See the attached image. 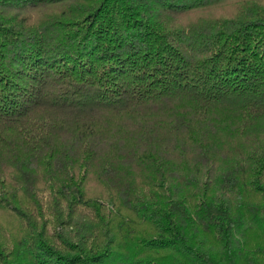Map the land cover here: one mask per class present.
I'll list each match as a JSON object with an SVG mask.
<instances>
[{"label":"trees","instance_id":"obj_1","mask_svg":"<svg viewBox=\"0 0 264 264\" xmlns=\"http://www.w3.org/2000/svg\"><path fill=\"white\" fill-rule=\"evenodd\" d=\"M0 264H264V3L0 0Z\"/></svg>","mask_w":264,"mask_h":264},{"label":"rangeland","instance_id":"obj_2","mask_svg":"<svg viewBox=\"0 0 264 264\" xmlns=\"http://www.w3.org/2000/svg\"><path fill=\"white\" fill-rule=\"evenodd\" d=\"M257 1L264 3V0H257ZM231 9H232V4L228 3V4L223 5L221 7L218 6V7L212 8L210 10L211 11L210 13L213 15L214 14H221V12H228ZM87 189L90 192H97V191L101 190L99 184L96 182V180L93 177H89Z\"/></svg>","mask_w":264,"mask_h":264}]
</instances>
